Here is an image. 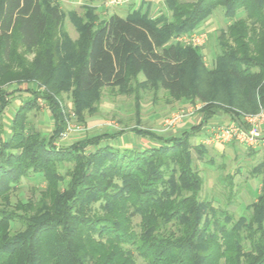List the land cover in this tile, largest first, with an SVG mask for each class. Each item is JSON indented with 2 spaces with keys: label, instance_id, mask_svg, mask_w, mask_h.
Instances as JSON below:
<instances>
[{
  "label": "trees",
  "instance_id": "1",
  "mask_svg": "<svg viewBox=\"0 0 264 264\" xmlns=\"http://www.w3.org/2000/svg\"><path fill=\"white\" fill-rule=\"evenodd\" d=\"M161 2L170 21L138 11L96 25L54 0H0V117L16 93L30 94L0 138V264H264V158L251 170L261 176L257 198L234 220L200 198L193 153L202 159L206 150L190 144L219 113L239 121L264 111V0ZM216 9L231 22L207 68L200 48L171 39ZM104 89L134 94L137 103L141 90L200 103V123L170 136L132 129L157 144L147 148L101 144L122 130L56 146L66 127L60 97L69 92L77 121L86 123ZM38 98L53 119L49 136L26 116ZM36 174L44 183L38 197L13 204L15 188Z\"/></svg>",
  "mask_w": 264,
  "mask_h": 264
},
{
  "label": "rangeland",
  "instance_id": "2",
  "mask_svg": "<svg viewBox=\"0 0 264 264\" xmlns=\"http://www.w3.org/2000/svg\"><path fill=\"white\" fill-rule=\"evenodd\" d=\"M163 13L167 16L168 21H170L171 13L165 10ZM242 15L243 13L240 12L238 16ZM230 22L223 15L222 9H216L197 29L188 33H205L207 35L206 43L200 47L203 54V62L207 68H212L216 55L220 53L218 36L222 32H227ZM73 29L69 23H64V30L66 32L73 35ZM174 39L172 38L171 42ZM28 58L31 59L32 55H28ZM31 86L34 87L33 85ZM29 95L21 94L15 98L23 104L29 99ZM140 95L141 99L137 103L134 94H121L118 89H104L102 90L99 113L93 117L87 115L86 123H81L77 121L71 109V94L69 92L63 94L60 97V102L64 110L63 112L66 114V127L70 123L74 128L82 127L83 131L71 132L65 140H61L59 137L56 146L69 147L85 136H102L106 133H113L112 131L122 130L126 143L124 145L130 147L137 143L145 147L154 142L149 137H144V139L136 138L132 135V129L165 135V133L160 131L163 119L173 112L185 110L190 106L183 100L178 101L168 97L162 91L156 92V96H153L152 90H141ZM37 105V108L27 110V119L34 129L49 136L52 130L51 115L44 101L42 106L39 102H37ZM14 107H7L4 115L0 117V136L3 138L9 135L11 118L17 111ZM71 113L74 114L73 118L71 117ZM218 115L227 116L222 113ZM200 118V115L195 113V116L191 119L194 126L200 123ZM199 136H201L200 133L195 135L190 140V144L193 146L200 145L196 140ZM101 144H108V141L104 140ZM203 148H205L206 154L202 159L197 158L193 153L194 169L199 173L204 182L200 198L210 201L214 207L227 209L228 213L232 214L234 220L244 214H249V211L246 209L257 198L262 184L261 176L253 177L251 170L263 160L264 148H245L238 143L222 147L203 146ZM68 167H71V165L66 163L64 166L59 167V172L65 174ZM43 188V180L38 174L23 179L12 192L11 202L14 204L18 200L36 199L39 194L38 192ZM133 221L134 224L139 222L137 218ZM16 229H19V226ZM137 262L138 264H145L140 259H137Z\"/></svg>",
  "mask_w": 264,
  "mask_h": 264
},
{
  "label": "built area",
  "instance_id": "3",
  "mask_svg": "<svg viewBox=\"0 0 264 264\" xmlns=\"http://www.w3.org/2000/svg\"><path fill=\"white\" fill-rule=\"evenodd\" d=\"M207 41L205 33H192L176 37L173 42L181 43L184 46L200 48ZM42 106L43 100L37 99ZM202 104L188 106L185 110H179L171 113L162 121L161 132L166 133L174 130L184 120L192 119ZM71 117L74 114L71 113ZM83 128H74L70 123L67 124L65 132L60 136L65 140L71 132H82ZM232 143H238L245 148H264V111L255 115H242L239 121L230 123H216L206 126L205 136L200 140V145L205 147L223 146Z\"/></svg>",
  "mask_w": 264,
  "mask_h": 264
},
{
  "label": "crops",
  "instance_id": "4",
  "mask_svg": "<svg viewBox=\"0 0 264 264\" xmlns=\"http://www.w3.org/2000/svg\"><path fill=\"white\" fill-rule=\"evenodd\" d=\"M54 1L58 5L60 10H62L66 14L75 13L76 15L82 18H85L86 16L96 17V25L102 24L112 15L126 17L127 15H130L134 12L139 11L141 12L142 15H146L149 19H155L156 17L160 16L164 12V7H163L161 0H54ZM64 23H69L71 25L68 18L65 19ZM73 30H74L73 35L68 32L67 34L71 39L75 40L77 38V33L75 29ZM21 94H27V93H23V92L16 93V95L14 96L13 100L11 101L9 105L10 108L15 106L14 108L18 109V107L22 105L20 101L17 98H15L16 96H20ZM51 120H52V130H53V119ZM230 122H234V121L231 120L228 115L226 117L220 116L218 114L215 115L211 120L205 123L204 126L199 131L201 136H199V138L196 139L198 144L200 143V140L205 136L206 126L211 125V124H216V123H230ZM192 127H194V125L191 119H187V120H184L182 123H180L174 130L166 132L165 136H170L172 134H175V135L181 134L183 132L190 130ZM112 132L114 133V131ZM132 135L135 136L136 138L144 139V136H141L135 132H132ZM107 141H108L107 145H110L118 149L147 148L150 146L157 145L154 142L144 147L140 144L135 143V145L133 144L132 146L128 147L124 145L125 139H124L123 134L113 139H108ZM109 141H112V142H109Z\"/></svg>",
  "mask_w": 264,
  "mask_h": 264
}]
</instances>
